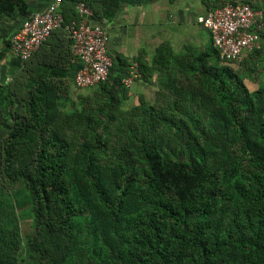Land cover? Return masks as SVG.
Segmentation results:
<instances>
[{
	"label": "trees",
	"instance_id": "16d2710c",
	"mask_svg": "<svg viewBox=\"0 0 264 264\" xmlns=\"http://www.w3.org/2000/svg\"><path fill=\"white\" fill-rule=\"evenodd\" d=\"M154 1L62 0L61 9L69 22L85 2L101 22L123 3ZM32 13L27 0H0V65ZM68 43L58 59L79 61ZM185 48L161 43L150 63L133 58L140 79L158 72L167 103L140 97L122 108L131 63L120 54L92 88L99 101L69 113L60 108L74 66L58 83L55 64L34 61L40 48L0 83V264H264V85L251 91L212 40Z\"/></svg>",
	"mask_w": 264,
	"mask_h": 264
},
{
	"label": "built area",
	"instance_id": "2783aa9c",
	"mask_svg": "<svg viewBox=\"0 0 264 264\" xmlns=\"http://www.w3.org/2000/svg\"><path fill=\"white\" fill-rule=\"evenodd\" d=\"M61 4L62 0H53L44 11L26 17L20 30L12 37V52L26 61L54 31L64 29L72 41L73 54L82 63L74 76L75 87H96L108 79L113 64L108 50V31L101 23L92 20L94 12L85 2L76 5L79 19L69 22L65 20ZM197 21L209 30L213 46L223 62L240 63L261 47L264 10L253 7L247 1L227 0L199 15ZM138 78V62L132 60L124 83L130 87Z\"/></svg>",
	"mask_w": 264,
	"mask_h": 264
},
{
	"label": "crops",
	"instance_id": "0c3cea01",
	"mask_svg": "<svg viewBox=\"0 0 264 264\" xmlns=\"http://www.w3.org/2000/svg\"><path fill=\"white\" fill-rule=\"evenodd\" d=\"M52 1L27 0L33 13L44 11ZM207 11L205 3L201 0H156L143 5L123 3L115 18L104 19L101 22L92 20L95 23H101L107 29L110 38L109 54L112 56L120 54L128 58L131 63L133 58L138 57L141 53L146 56V59L152 57L162 42L173 44L177 42V39L179 42H188L184 45L191 46L190 43L192 42L193 45L197 43L204 49L211 42V35L207 28L198 23L197 17ZM67 38L68 36L63 30L54 31L42 44L34 59L36 63L46 61L51 65L55 64L57 67L52 77L61 84L66 83L65 80L68 78L63 77L62 72L68 70L69 62L77 71L82 67V63L70 55H67L65 61L62 57L58 59L61 54L62 56L68 54L66 50L69 48V38ZM23 64V60L10 52L4 60L3 67L6 68L5 71L11 73L21 68ZM74 69L70 70V86L74 85L76 74ZM92 88L95 89V87ZM128 88V98L125 99L128 104L133 102L138 105V100H140L138 97L140 96L150 101L151 96L156 92L155 85L148 84L140 78L135 79ZM81 90L84 91L85 89Z\"/></svg>",
	"mask_w": 264,
	"mask_h": 264
},
{
	"label": "rangeland",
	"instance_id": "374dc122",
	"mask_svg": "<svg viewBox=\"0 0 264 264\" xmlns=\"http://www.w3.org/2000/svg\"><path fill=\"white\" fill-rule=\"evenodd\" d=\"M159 1V0H158ZM203 3L205 1L208 0H201ZM225 0H219V4L224 2ZM250 2V4L259 6V8H263L264 7V0H245ZM217 3V4H218ZM260 8V9H261ZM177 42H174L173 44H170V49L173 50L174 53H180V52H184L185 51V46L184 44L188 43V42H179V40H176ZM162 43H167V42H162ZM196 43V42H193ZM191 46L190 47H195L196 52L198 53L199 50L203 49L202 46H199L197 43L196 44H192V42L190 43ZM198 46V47H197ZM261 46L262 49L260 50L259 54H256V56L252 59H244L242 62L238 63V62H226V64L231 65L233 68H235V70L238 72V74L240 75V77L243 79V81L245 82V84L247 85V87L253 91L256 90L258 88H260L261 86L264 85V40L262 39L261 42ZM200 47V48H199ZM112 57V55H111ZM153 57V56H152ZM152 57L148 58L146 61H148L150 63ZM4 62L1 64L0 67V83L1 84H6L10 81H12V78L14 77V75L18 74L20 68L16 71L13 72H9V71H5L6 68L4 69L3 67ZM157 75L158 72H155L153 74L152 77H150L149 80L151 81H146L148 82V84H153L156 87V92L151 96L150 101L151 103H155L157 102H164L167 103L169 100L166 98V96H164L163 98H159L158 97V89L159 86L157 84ZM69 100L70 102L66 103V105H64L63 107H61L60 109L62 111H67L69 113V111H74L76 109L80 110L82 109L81 107L83 106V104H86V106H94L98 101L99 98L95 97V98H90L92 97L95 93L93 89H85L84 91L81 89L76 88L73 84L70 86L69 89ZM143 97V96H140ZM138 97V98H140ZM143 99H145L146 101H148L145 97H143ZM91 101V102H90ZM139 101V100H138ZM90 102V103H89ZM135 103H131L129 102L126 103V100L123 101L122 103V108L125 110L131 109L134 106H136ZM71 109V110H69ZM120 136V134H119ZM8 185H5V187H7ZM2 186H0L1 188ZM28 206H24L21 207V209H19V219H20V226H21V232L23 234V236H26L27 234H30L32 232V219L30 217V214L28 213ZM25 264H28L27 262Z\"/></svg>",
	"mask_w": 264,
	"mask_h": 264
}]
</instances>
